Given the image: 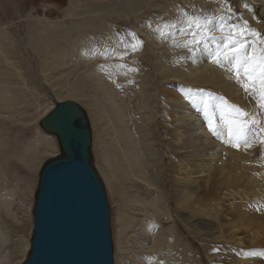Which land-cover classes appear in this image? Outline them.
Listing matches in <instances>:
<instances>
[{
    "label": "rangeland",
    "instance_id": "rangeland-1",
    "mask_svg": "<svg viewBox=\"0 0 264 264\" xmlns=\"http://www.w3.org/2000/svg\"><path fill=\"white\" fill-rule=\"evenodd\" d=\"M159 1L166 2L168 3L167 5H170V3L176 4L180 0ZM194 1L197 2V5H195L193 8H185V10H187L186 12L182 11V13H179L178 15L175 14L176 16L167 13L157 18H152V15L151 17L145 16L144 18L148 17L149 19H145L144 21L149 22V25H151L148 26V28H152V37L157 41H165L164 45L168 47L170 46L171 53H168V55L173 54L172 52L175 51L177 57L173 58H178L177 61L179 62H190L191 60H193V56L196 55L200 47L205 48V46H209V59H212V61L214 62L216 67L220 69V71L223 70V68H220V63H229V68L227 69V71L225 70V72H223V76L220 79L219 85H224L225 82H229L230 86H232L233 88H237L238 92L236 94L225 96L222 92H220V90L212 87L210 83H193L190 85L183 83L181 80H175L173 82L176 89L173 91H176L178 93L177 95H180V97L185 96L186 94V96L183 98V102L185 103H187L188 99H190V97H188V94L191 93H195L194 95H202L205 99L209 100V102L214 101L217 104L225 103L227 107H229L228 114L230 116L233 115V117L231 120L232 123L230 122L231 124H228L229 126H227V124H225L224 126V123L222 124L223 126L221 127V131H218L217 127H214V129L216 128L215 131L217 130V134L218 132L219 134L223 132V137H227L224 138V141L221 140L223 143L219 141V144L222 145V147L221 145L219 146L221 148H219L221 153L222 151L226 150V152H224L225 154L228 151L233 150V148L239 146L241 151L239 148L237 150L234 149L233 151H235L237 154L242 152L243 154L239 155L242 157L244 156V158H242L244 159L243 161H245V159L255 160L261 154L260 152L258 153L257 150H255L257 153L253 152V157H251L252 159L247 157H249L248 155L251 154V150L256 147L254 144L258 145V141L260 142V144L264 143L262 142V139L264 140V133H260L258 131L260 128H264V124H262L264 123V110L259 107L258 98L251 93L246 92L245 89L241 87V83L237 82L236 76L234 75L233 71L230 70L233 58L231 54L227 52L225 44L234 46L232 44V41L229 39V37L233 34V27L231 26H242L244 21H247V25L250 30L259 32L261 39H264V0ZM66 7L67 0H0V34L2 32L4 35L10 37V39L6 41L3 38V42L4 44L12 46L14 49L12 71L16 75L17 80H20V82L17 81V89L13 87L10 92L11 96L15 97L16 103L14 105V108L12 110L11 108H9L7 111H4V109H0V140L3 141L2 144L0 142V264H23L24 260L29 254V243L33 224L32 210L35 201V193L38 187L39 174L43 166L48 161L60 154L57 138L54 135L44 132L39 127V121L47 114L44 113L46 109H49V112L56 103L62 101H73L77 103L86 112L89 120L92 134V142L90 148L92 165L103 183L110 210V229L114 264H197V262L199 264L260 263H247L243 261L244 257L246 256H243L235 249H232L230 244L228 245L220 239H217V236L219 234L228 238L227 235L231 230V228H229V224L230 222H232V220H234V217L230 216L231 213H229V204H235V201L237 200L239 202V196H237V198L236 196L233 197V200H231L232 198H228L229 201H226V199H224L225 192L222 191L218 193V196L215 198H219L220 200L224 199V201H221L220 203V209H223L222 216L220 218L223 227L217 226V221H215L213 223L214 225L210 226L211 229L207 230L204 228V226H200L201 223L206 222L207 220H213L208 219L204 215L196 213L198 212V205L192 207L191 201L186 199L181 200L180 196L176 193L177 190H179L176 187V183L175 186L173 185L176 178L179 176V172L177 171L178 167L176 166L184 164V162L187 166L189 165L188 167H190V165L192 164L191 168L193 166L192 169L194 173L200 172L199 174L195 173L192 176V180H196L195 182H197V184L199 185V188L197 187L195 188V190L197 193L201 192L198 193L200 195L203 193L201 197L205 196L204 194H206L208 189L207 186L209 184L211 185L209 188H212L214 186L219 187V184L223 180L222 178V180L218 182L219 171L220 167H222L221 163H223V161L216 163L215 161L213 162L211 158H209V151L211 148L207 147V149H205L203 147H199L200 149H202H199V151L205 152L207 150V152L203 153L202 156H200V154L198 155V153H195L196 155L193 153L195 157H190L192 155L193 148H190L188 145L187 150H179V146L170 139V136L168 142L167 139L162 136L159 140V143L163 148H160L159 154L156 150L157 156L160 158L161 163L159 172L169 169V171H167L169 172V175L167 174L168 177L165 178V176L163 179L164 182L161 184V188L163 189V191H165V193L160 192L161 194H158L156 191H152V193H149V191H146L144 187L143 189H140L139 187H136V185H133L131 182L124 181L119 173V176L118 174L114 175L109 173L110 170L109 168L107 169V166L103 163L101 157L103 155V151L107 149L110 150L109 147L112 146L111 144L108 147L109 142L111 143L112 140L111 125L109 126L112 119L109 120V117L111 118V115L109 114V110L107 111L108 108L106 107L104 100L101 97V92L99 90L96 91L93 84L90 81L86 80L85 86L87 87L84 89L83 93L84 96H86V101H83L81 98L78 99L67 95L66 91L67 89H69L70 84H67L65 82L68 79L69 81H72V75L73 73H75L76 69V65L75 63H73V61H76L77 55L73 53L70 54L69 59L64 64L65 66L56 64L50 65L51 70H49L48 72L51 74V76H47L48 72L41 73V71L38 69L39 63H37V57L29 51L30 48H28L29 46L26 45L29 23L27 21H24L22 24H19L16 19V14L19 13L21 14L20 16H22L24 19L32 18L35 21L38 20L43 25H49L50 23H55L58 25H68L70 19L67 18V16L64 14V10H66ZM197 10L204 11V13L201 14ZM182 15L185 16L183 18L185 22L180 19ZM197 18L199 20L200 27H197L195 23H192L190 26L189 22ZM221 24L227 26L221 28ZM117 27L120 37L118 42L123 45L126 44V49L123 52L125 56H122V58L126 57L127 61L120 60V54H123L120 47L118 46L117 49H115L116 45L121 44L116 43L111 53L106 54L104 51H106L105 48L108 49V47L106 46L108 42L104 39H100L95 41V43L97 44L96 54L99 56V58L105 56L107 60H100L98 62V68H102L104 72L107 66L108 70L113 69V71L117 75H115V80H117V85L114 84L115 89H117V92L121 91V94L119 93L120 96L122 95L124 97H132L131 99L133 103H137L136 107H138L139 105V95L137 93L139 85L140 83L147 84L145 88H148L152 95V98L158 103L157 112L162 113L163 116H165L166 112L164 111V105L169 104V100L167 101L168 94H174V92L167 88L168 85L160 84L158 76L157 74H155L154 55L152 54L150 48L145 47L144 49H142V51L145 53L144 57L142 55H139L138 58H134V55H130L131 51L138 50V48H143L145 43L143 38H141L140 40L137 38L138 36L136 32L133 31L134 28L132 27V25L130 26L119 24ZM19 35L21 36V38ZM237 39H239V37H237ZM10 41L12 42L9 44ZM252 41L253 37H247L248 44H251ZM23 44H25L27 48H25ZM162 45L163 44H161L160 46ZM260 47H264V45H258V49ZM250 50V48L245 47V51ZM165 54L167 55V53ZM162 55L163 52L160 53V56ZM228 59L230 61H228ZM140 63L146 64L149 67L148 72L143 73L141 71L142 68ZM68 67H70V69ZM145 71L147 70L144 68V72ZM65 75L69 76L67 80L64 79ZM125 75L126 77L124 79L127 80L125 81L123 79V81L121 78ZM230 79H232L233 81ZM92 91H94V95ZM239 91L241 94L239 93ZM86 92L89 94H87ZM183 92H185V94H183ZM243 96H245L246 98ZM97 97H99V100L101 101H99ZM247 98L251 100L249 101ZM233 100H235L236 102L234 101L233 103ZM247 100L248 102H245ZM93 101H96L95 104L99 103L100 106H95L93 104ZM237 101L241 103L240 106L238 105L239 103ZM251 101L253 102V104L251 103ZM90 103H92V105L94 106V110ZM244 103L246 105H244ZM135 105L134 107L132 106L133 109H135ZM237 108H239L240 110L242 109V111L247 113V115L239 116L236 111ZM167 111H169L171 114L173 113L171 108L169 110L167 109ZM256 112L258 114H256ZM198 114L204 116V114L200 110L198 111ZM10 116L13 117L12 122ZM135 116V118H137V116L139 118V114H136ZM101 118L102 121L100 122L99 120H101ZM165 118L166 119H164V122H162L164 123L163 126L169 128V124L171 121H169L167 117ZM194 119L199 120L203 124L202 127L204 129L207 127L203 118L196 117ZM14 120L15 122H17L14 123ZM252 120L258 121V124L253 126L255 129L251 127L253 129L250 128V132L247 130L243 135H240L239 130L243 126L242 121ZM218 122L222 123L217 120V123ZM256 127L259 128L257 129ZM232 130H234L235 132ZM207 132V137L213 135L210 137V139L208 138L210 142L217 140L214 137V134H210V129H208ZM253 132L255 133L253 134ZM249 135L253 136L254 138L250 137ZM38 136L43 137L47 141H51L52 145L54 144L53 149H50L46 152H40V155H37L33 166L28 169L23 162V156L24 154H26L23 152H28L27 150H29L32 143L35 142ZM251 138L253 139L251 140ZM164 140H166V142ZM243 140L248 142L247 145L245 141L243 142ZM104 143L108 147H106L107 149L105 148ZM241 143H243L244 145ZM231 144H233L234 146L236 144V146L234 147ZM248 144L250 146H248ZM164 145L166 146V148ZM230 145L232 146V149H230ZM33 146L34 145H32V147ZM167 146L168 148L170 147L173 151H175V154L170 155L169 153H166L165 150H167ZM229 146L230 148H228ZM12 147L15 149H13ZM223 148L225 149L222 150ZM102 149L104 150L102 151ZM247 149L249 152L246 151ZM254 149L252 151H254ZM262 151H264V147L262 148ZM8 152L13 154L11 155ZM14 154L15 156H13ZM188 156L192 159L195 158L194 160L191 159L193 162L196 160L194 164L191 160L188 161ZM9 158L13 160H10ZM18 158H21L20 160L23 163L20 162ZM151 161L152 159L150 158V163H152ZM228 161L229 159L227 158L226 163H229ZM213 163H215V165ZM171 164H173V166ZM200 164H202V166H204L205 168L199 169L196 167ZM228 165L231 164H226V166H224L225 170L229 169ZM163 166L166 167L163 168ZM26 168L28 169V171L26 170ZM174 170L177 172H175ZM222 176H224V180H226L225 173H223ZM231 176L232 174L230 173L227 175V177ZM165 179H167L168 181H166ZM242 179H240V181ZM243 182H246L245 179L244 181L242 180L241 187H244L246 185H244ZM238 192H241V189H239ZM135 197H142L146 203L155 204V209L157 211L154 212L152 206L151 209L146 210L143 206H141L140 203L136 202ZM246 202L249 201L246 200ZM212 203L214 202H210L209 206L212 205ZM221 204L223 206H228H224L222 208ZM225 207H228V209ZM174 219L176 220L175 224H177V226H175V224L171 222V220ZM260 222L262 223V221L260 220L256 223V221L252 220L251 218L249 220L247 219V223L250 224V226H261ZM237 236V238H246L245 242H248L247 234L239 233ZM230 242L232 241L230 240ZM205 244L210 248L208 250V254L211 256L210 260L206 258V255L204 253L203 246ZM255 249L260 250V247H257ZM262 258H264V256Z\"/></svg>",
    "mask_w": 264,
    "mask_h": 264
},
{
    "label": "bare ground",
    "instance_id": "bare-ground-1",
    "mask_svg": "<svg viewBox=\"0 0 264 264\" xmlns=\"http://www.w3.org/2000/svg\"><path fill=\"white\" fill-rule=\"evenodd\" d=\"M167 4L168 3L161 2L159 0H67V7L66 10H64V14L67 16V18L70 19L68 25H64V24L58 25L55 23H50L49 25H43L38 20L35 21L32 18L24 19L22 16H20L21 14L19 13L16 14V19L19 24H22L24 21H27L29 23L28 32H27L28 36L26 37V45L29 46L28 47L30 48L29 51L32 52V54L37 57L38 59L37 63H39L38 69L41 71V73H47L49 70H51L50 65L52 64L64 65L69 59L70 54L73 53L77 55L76 57L77 59L75 62L72 60L73 63H75L76 65L75 73H73L72 75V81H69L68 75H65L64 77V79L66 80L68 79L65 83L70 84L69 89H67L66 91L67 95L78 99L81 98L83 101H86L85 100L86 96H84L83 94L84 89L87 87L85 86L86 80L90 81L93 84L96 91L99 90L101 92V97L104 100L106 107L108 108L107 111L109 110V114L111 115V118L108 116L109 120L112 119L110 122L111 124H109V126L111 125V130H112V140L111 143L109 142V144L107 142L108 147L111 144L112 146L109 147L110 150H108L107 149L108 147L105 144L106 142L104 141L105 142L104 145L105 148L107 147L106 148L107 150L103 151L104 149H102L103 155L101 157L103 163L107 166V169L109 168L110 170L109 173L114 175L119 173L120 176L124 179V181L131 182L133 185H136V187H139L140 189H143L144 187V189H146V191H149V193H152V191H156L158 194H161L160 192L165 193V191H163V189L161 188V184L164 182L163 179L165 176H166L165 178H167L169 175L168 174L169 172H167L169 171V169L159 172V169L161 168V163H160V158L157 156L156 150L159 154L160 148L161 149L163 148L162 145L159 143V140L162 136H164L167 139V142L170 136V139L173 140V142L179 146L178 148L179 150L182 149L187 150L189 145L190 148H193L192 155L190 157H193L195 153L196 154L198 153V155L200 154V156H202L203 153L207 152V150L205 152L199 151L200 149L199 147L201 148L203 147L205 149H207V147L211 148L210 151L208 150L210 154L209 158H211L212 161L213 162L215 161L216 163L223 161V163H221L222 167H220V171H219L218 182H220L222 178L224 180L225 177L222 176L223 173H225L226 180H224V182L222 180V182L219 184V187L214 186L212 188H209L211 186L209 184L207 186L208 187L207 192L206 194H204L205 196L201 197L203 193L200 195L198 193L201 192L197 193L195 190V188L197 187L199 188V185L197 184V182H195L196 180L195 181L192 180V176L195 173L199 174L200 172L194 173L192 169L193 166L191 168L192 164L190 165V167H188L189 165L187 166L185 162L184 164L179 163L180 165L176 166L178 167L177 171L179 172L178 174L179 176L177 178L179 179L176 178L173 184L175 186L176 183L177 185L176 187L179 189L177 190L176 193L177 195L180 196L181 200L186 199L191 201L192 207L198 205V209H197L198 212L196 213L204 215L208 219L213 220V221L207 220L206 222L201 223L200 226H204V228L207 230L211 229L210 226L214 225L213 223L215 221H217L216 223L217 226L223 227V224L220 221L223 212V209H220L221 201H224V199H226V201L227 200L229 201L228 198L230 199L232 198L231 200H233L234 199L233 197L236 196L237 198V196H239L240 197L239 202L237 200L235 201V204L234 203L229 204V208H230L229 213H231L230 216L234 217V220H232V222H230L229 224L230 225L229 228H231V230L229 231V234L227 236L232 242H230L228 238L224 237L221 234L217 236V239H220L221 241H223L228 245L230 244L232 249H235L238 253L242 254L243 256H246L244 257L243 261L247 263L260 262L258 264H264V260H262L264 259L262 258L264 256L263 255L264 253V151H262V148L264 147V143L260 144V142L258 141V145L254 144L256 146L254 147L255 149L253 148L254 151H252L253 150L252 149L250 152L251 154H249L248 155L249 157H247V158L253 157L252 156L253 152H256L255 150H257L258 153L260 152L261 154L255 160L245 159V161H243L244 159L242 158H244V156L243 157L240 156L243 153L241 152L237 154L235 151H233L234 149L237 150L239 148V146L235 147L236 144L235 146L231 144L235 148H233V150L230 151H228L229 150L228 149L227 150L228 152L225 153L226 155L224 154V152H226V150H224L226 147L222 149L224 151H222L221 153L220 151L221 148L219 147L221 144H219V141L221 140L224 141V138L227 137H223L224 136L222 135L223 132H221L220 134L218 132L217 134L216 132L217 130L215 131L216 128L214 129V127H217L218 131H221V127L223 126L222 125L223 123L224 126L225 124L229 126L228 124L232 123L231 120L233 115L230 116L228 114L229 107H227L225 103L217 104L214 101L209 102V100L205 99L202 95L199 94L194 95L195 93H191L192 95L188 94V97H190V99H188V102L185 103L183 102V98L186 96L185 92H183L185 96L180 97V95H177L178 93L176 91H173L176 90L175 84H173V82L175 80L176 81L181 80L183 83L190 85L193 83L194 84L196 83L204 84L205 82L210 83L212 87L220 90V92H222L223 95L225 96H230V94H236L238 92L237 88H233L232 86H230L229 82L228 83L225 82L224 85H219L220 79L223 76V72H225V70L227 71V69L229 68L228 65L229 63L226 64L223 62L221 64L219 62L220 68H223V70L220 71V69L216 67L212 59L211 58L209 59L210 56L209 46L208 47L205 46V48L200 47L196 55L193 56V60H191L190 62L188 63L184 61L179 62L177 61L178 58L177 59L173 58V57H177L175 51L172 52L174 55L173 54L168 55V53H171L170 46L169 47L165 46L164 45L165 41L163 40L157 41L155 38L152 37V33H151L152 28L151 27L148 28V26L151 25H149V22L144 21L145 19H149V18L148 17L144 18L145 16L151 17L152 15V18L153 17L157 18L167 13L173 14V16L175 14L178 15L179 13H182V11L186 12L187 10H185V8H193L195 5H197V2H195L194 0H180L176 4L174 3H170V5ZM198 12H200L201 14L204 13V11H198ZM184 17H185L184 15L180 17V19H182L183 22H185V20L183 19ZM119 24L130 25V26L132 25V27L134 28L133 31H135L138 36L137 38L139 40L143 38L145 41L143 48L141 49L138 48V50L131 51L130 55H134V58L136 57L138 58L139 55H142L144 57L145 53L142 51V49H144L145 47L150 48L152 54L154 55L155 74H157L160 84L168 85L167 88H169V90L174 92V94H172L171 92H169L171 94H168L167 101L169 100L168 102L170 105L169 104L164 105L165 107L164 111L166 112L165 116H163L162 113L157 112L158 103L152 98V95L148 90V88H145L147 84L140 83L139 85L137 91L139 95V105L138 107H136L137 103H135L136 105L133 103L131 99L132 97L130 98V97H124L122 95L120 96L119 93L121 91L117 92V89H115L114 84H116L117 80H115L116 74L113 71V69L108 70V66H107L104 72L102 68H98L99 66L98 62L100 60L105 61L107 59L105 56L99 58V56L96 54L97 44L95 43V41L100 39L106 40L108 42V44L106 45L108 49L105 48L106 51L104 52L106 54H110L113 48L115 47V44L119 43L118 41L120 37H119V30L117 27ZM3 38L6 41L9 40L10 37L4 35L2 32L0 34V109L1 110L4 109V111L5 110L7 111L9 108H11V110L14 108V105L16 103L15 97L14 96L12 97L10 92L11 89H13V87L17 89L18 87L17 81L20 82V80H17L16 75L12 71L14 49L12 46L4 44ZM11 42L12 41H10L9 44ZM161 44L163 45L160 46ZM26 45L23 44L25 48H27ZM118 46L120 47V49L122 50L121 52L123 53L124 50L126 49V44L116 45L115 49H117ZM162 52L163 55L160 56V53ZM165 53H167V55ZM120 55H121L120 56L121 61H127L126 57L122 58V56H125L124 53ZM228 61L230 60L228 59ZM140 64L142 68L141 71L143 73L148 72L149 67L146 64H142V63ZM68 68L70 69V67ZM144 68L147 71L144 72ZM47 76H51V74L48 72ZM125 77L126 75L122 76L121 79L123 80ZM231 88L233 89V91ZM92 92L94 95V91ZM97 98L99 100V97ZM247 99L249 101L251 100L249 98ZM248 100L245 102H248ZM234 101L235 100H233V103ZM95 102L96 101H93V104L95 106H98L99 103H96L97 104L96 105ZM251 103L253 104L252 101ZM240 104L241 103H239L238 105L240 106ZM90 105L93 107L94 110V106L92 105V103H90ZM134 105H135V109H133ZM244 105L246 104L244 103ZM170 108L173 112L172 114L169 111H167V109L169 110ZM48 110L49 109H46L44 113L45 114L48 113ZM199 110L204 114V116L198 114ZM136 114H139V118L138 116L137 118H135ZM256 114L258 113L256 112ZM165 117H167V119L171 121L169 124V128L163 126L164 123L162 122H164V119H166ZM196 117H200L205 120V124L207 125L205 129L202 127L203 124L199 120L194 119ZM102 118L101 120H99L100 122L102 121ZM10 119H12L11 120L12 122L13 117H11ZM216 119L222 123L219 122L217 123ZM16 122L14 120V123ZM208 129H210L211 132L210 134H214V137L217 139L216 141H211V142L209 141L210 137L213 135L207 137L206 134L208 133L207 132ZM248 131L250 132V130ZM254 133L255 132H253V134ZM253 138H251V140ZM164 141L166 142V140ZM244 141L245 140H243V142ZM0 142L2 144L3 141L0 140ZM32 145L34 146L32 147ZM32 145H31L32 148L30 147L29 150H27L28 152H23L26 153L23 156V162L28 169L33 166L34 161L37 158V155L38 154L40 155V152H46L50 149H53L54 144L52 145L51 141H47L43 137L38 136L35 142L32 143ZM230 146L228 148H230ZM232 146L230 149H232ZM246 151H248V149ZM165 152L169 153L170 155L175 154V151H173L170 147L168 148V146ZM13 156H15V154ZM190 157L188 158V161L192 159ZM150 158L152 159L151 161L152 163H150ZM227 158L229 159L228 162L231 165H228L229 169L225 170L224 166H226V164H229L226 163ZM9 159L13 160L11 158ZM18 159L20 160L21 158ZM195 161L194 162L192 161L193 164L195 163ZM20 162L22 161L20 160ZM213 164L215 165V163ZM171 165L173 166V164ZM165 167L166 166H163V168ZM196 167L199 169L205 168L204 166H202V164ZM27 168L26 170L28 171ZM229 173L232 174L231 177H227ZM242 178H244L246 181L245 183L243 182L244 185L246 184L244 187H241L242 180L244 181V179ZM240 179L242 180L240 181ZM165 180L168 181L167 179ZM239 189H241V192H238ZM222 191L225 192L224 199L220 200L219 198H215L218 196V193ZM135 200L137 203H140L141 206H143L146 210L151 209L152 206L153 211L154 212L157 211L155 209V204L146 203L142 197L141 198L135 197ZM246 200H248L249 202H246ZM210 202H214V203H212V205L209 206ZM224 206H228V205H224ZM224 206L222 205V208ZM225 208L228 209V207ZM250 218L252 220H255L256 223L259 222V220L262 221V223L260 222L261 226L259 225L250 226V224L247 223V219L249 220ZM171 222L175 224L176 220L175 219L171 220ZM175 226H177V224H175ZM239 233L247 234L248 242H245L246 238H241V237L237 238L238 237L237 235ZM257 247H260V250L255 249ZM203 249L206 258L210 260L211 256L208 254V250L210 248L205 244L203 246ZM197 264L199 263L197 262Z\"/></svg>",
    "mask_w": 264,
    "mask_h": 264
},
{
    "label": "water",
    "instance_id": "water-1",
    "mask_svg": "<svg viewBox=\"0 0 264 264\" xmlns=\"http://www.w3.org/2000/svg\"><path fill=\"white\" fill-rule=\"evenodd\" d=\"M60 154L39 174L29 254L23 264H114L110 210L92 165L86 112L62 101L39 121Z\"/></svg>",
    "mask_w": 264,
    "mask_h": 264
},
{
    "label": "snow or ice",
    "instance_id": "snow-or-ice-1",
    "mask_svg": "<svg viewBox=\"0 0 264 264\" xmlns=\"http://www.w3.org/2000/svg\"><path fill=\"white\" fill-rule=\"evenodd\" d=\"M195 23L200 27L198 18L189 22L190 26ZM224 26L221 24L220 27ZM233 27V34L229 37L234 46L225 44L227 52L231 54L233 62H231V71L236 76L237 82L241 83L246 92L258 98L259 107L264 110V47L258 49V45H264V39H261L260 33L250 30L247 21H244L242 26ZM253 37L251 44H248L247 37ZM239 37V39H237ZM245 47L250 48V51H245ZM259 53V54H258ZM239 116H246L247 113L239 108L236 109ZM258 124V121H242V127L239 132L243 135L251 127ZM264 133V128L258 130ZM264 142V140H262ZM247 144V141H245ZM250 146V145H248Z\"/></svg>",
    "mask_w": 264,
    "mask_h": 264
}]
</instances>
